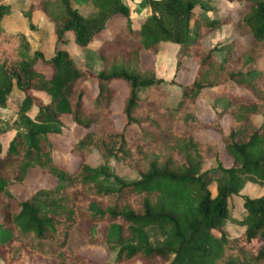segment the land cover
I'll use <instances>...</instances> for the list:
<instances>
[{"label": "trees", "instance_id": "16d2710c", "mask_svg": "<svg viewBox=\"0 0 264 264\" xmlns=\"http://www.w3.org/2000/svg\"><path fill=\"white\" fill-rule=\"evenodd\" d=\"M87 1L93 11L86 15L71 0H28L29 28L39 10L53 25L47 56L23 32L3 29L17 6L0 0V108L22 94L16 125L0 119V263L88 264L87 252L103 251L97 264H264V195L244 196L236 220L228 203L247 183L264 186V0H143L149 13L139 21L123 0ZM116 16L124 19L119 29L96 43ZM224 25L249 37L240 53L235 41L205 46ZM70 43L95 56L100 69L73 59ZM163 43L178 46L175 105L164 99L154 58L145 65L141 56L155 57ZM191 63L192 78L176 81ZM117 80L128 89L121 127L111 111ZM91 83L96 91L87 103ZM200 101L214 118L198 115ZM72 126L84 130L70 149L79 157L74 168L55 157L57 138ZM202 129L220 142L199 141ZM92 153L99 166L88 162ZM112 162L136 178L114 173ZM32 169L53 184L25 198L13 194V185L29 184Z\"/></svg>", "mask_w": 264, "mask_h": 264}, {"label": "rangeland", "instance_id": "374dc122", "mask_svg": "<svg viewBox=\"0 0 264 264\" xmlns=\"http://www.w3.org/2000/svg\"><path fill=\"white\" fill-rule=\"evenodd\" d=\"M15 5L17 6L14 10V14H10V16H6L2 20V25L6 30L9 31H21L23 32L27 39L29 40L32 47L39 48L42 47L45 54L50 56L52 54V48L55 36L53 34V25L50 22L49 18L43 14L40 10L35 11L32 14V23L34 25V29L29 28V24L25 16L23 15L24 10L28 7V0H15ZM35 3L39 2L40 0H33ZM123 2L129 5L131 9V15L136 20L139 21L143 17H145L149 10L147 7H144L143 0H123ZM71 4L74 8L79 9L82 14H89L93 11V7L91 6L90 2L87 0H71ZM224 10L216 11L211 15H224ZM124 19L121 16H116L110 22L108 28L102 32V34L98 35L96 39V43H99L105 37L110 36L114 32H116L121 24L123 23ZM17 29V30H16ZM231 41L236 42V49L240 53L244 50L250 40L249 37H237L234 31V28L231 25H224L215 31L211 32L204 40V44L206 47H213L220 44H226ZM95 44V40H94ZM68 50L70 56L73 59H78L80 61L85 62L86 65L90 66L94 71H98L101 67V63L99 60L95 59V56H88V51L85 49H80L76 47L73 43H70L68 46ZM178 51V46L173 45L170 43H163L160 46V49L155 57H152L151 54L147 55L148 52H142V60L145 65L149 64V62L154 58L155 63V72L158 78L163 79V88L167 92L165 96V101L169 105H175L178 97L180 95L181 89L179 86L170 84V81L174 75V68L176 63V54ZM223 54H220L222 57ZM195 64L191 63L189 68L177 74L176 81L179 83L185 81V79L190 80L194 74ZM113 90H114V98L111 104V111L114 114V120L118 127H121L124 123V117L120 114L123 108V103L125 97L127 95L128 89L126 84L123 81L117 80L113 82ZM88 95H87V103H89L90 97L95 93L96 89L94 83H91L88 87ZM217 94L216 90L209 91L206 94L207 97H211V95ZM22 99V94L15 92L12 93L11 96V108H0V119L3 122L4 126H15L17 121V115L14 108L20 104ZM34 113V112H33ZM198 115L203 120H211L214 118V114L210 112L208 109L207 102L200 101L199 108H198ZM253 121L256 124H259L261 118L254 116ZM224 125H229L230 120L228 118H224L222 120ZM84 134V130L72 126L70 128V133H66L65 137L57 138V145H56V160L60 163L67 165L70 168L76 167L78 164L79 157L70 153V149L74 144L75 139L81 137ZM12 137L11 133H8L6 137L2 138L3 144L6 147L9 139ZM196 138L201 142H206L209 144L218 143L220 142V135L210 129H202L196 133ZM59 141V142H58ZM221 147V159L224 164L229 165L231 161L227 158L225 151L222 148V144L220 143ZM88 162L92 166H99L101 164L100 158L98 157L97 153H92L88 157ZM212 161H207L205 165V169L210 168ZM112 166V170L114 173L118 174L119 176L123 177L126 180H133L136 178V174L130 171L127 167L123 165H116L113 162L110 164ZM26 181L29 184L22 185L16 184L13 185L10 190L13 194L20 196L21 198H25L28 196L34 188L37 186H50L52 185V181L48 177H42L41 172L38 169H32ZM214 191V186L211 187ZM264 195V186L256 185L252 183H247L245 187L240 191L237 195H232L228 199L229 203V214L230 218L232 219H240L243 216V197H259ZM90 261L88 264H97V261L103 260L105 257V253L100 251L96 253L95 251H90L86 253ZM113 254L110 255L112 258ZM1 264V263H0ZM136 264H141V262H137Z\"/></svg>", "mask_w": 264, "mask_h": 264}, {"label": "crops", "instance_id": "0c3cea01", "mask_svg": "<svg viewBox=\"0 0 264 264\" xmlns=\"http://www.w3.org/2000/svg\"><path fill=\"white\" fill-rule=\"evenodd\" d=\"M13 14H14V12H12ZM12 13H11V15H12ZM10 16V15H9ZM5 18H7V17H5ZM2 24V23H1ZM2 27H3V29H5L4 28V26L2 25ZM6 30V29H5ZM17 30V29H16ZM6 31H9V30H6ZM15 31V30H14Z\"/></svg>", "mask_w": 264, "mask_h": 264}]
</instances>
